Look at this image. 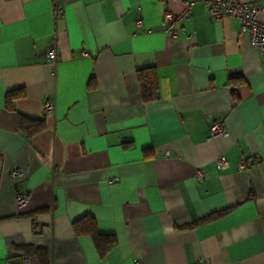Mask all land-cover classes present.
Segmentation results:
<instances>
[{
  "label": "crops",
  "instance_id": "0c3cea01",
  "mask_svg": "<svg viewBox=\"0 0 264 264\" xmlns=\"http://www.w3.org/2000/svg\"><path fill=\"white\" fill-rule=\"evenodd\" d=\"M237 1L257 3L264 22V0ZM208 4L0 0V264H264V54ZM145 67L158 79L151 101ZM20 114L43 128L28 135ZM213 120L225 136H211ZM15 190L28 196L20 210ZM82 217L113 238L104 254L75 232Z\"/></svg>",
  "mask_w": 264,
  "mask_h": 264
},
{
  "label": "built area",
  "instance_id": "2783aa9c",
  "mask_svg": "<svg viewBox=\"0 0 264 264\" xmlns=\"http://www.w3.org/2000/svg\"><path fill=\"white\" fill-rule=\"evenodd\" d=\"M260 7L257 3L242 2L237 0H209L208 14L212 20H220L226 16H235L239 19V31L246 33L249 36L251 44L258 48L259 51L264 54V22L258 18ZM189 11H184L178 16V19H183L188 15ZM171 19L170 14H165V22ZM136 25L141 24V20L135 21ZM167 32L171 38H175L178 34L176 28L169 27ZM85 56L89 55V51H84ZM45 55L47 58H51L53 61L57 59V51L55 47L47 49ZM43 114H51L53 112V103L45 102L41 106ZM209 130L211 136H225L227 134L226 129L223 127L219 120H213L209 124ZM258 161L257 156H249L241 158L236 162V168L239 171H244L251 167L255 162ZM215 163L218 167L223 166L227 163V160L223 156H219ZM23 171L21 168H13L11 170V177L16 181L23 178ZM197 177H201L200 170H197ZM28 202V196L25 192L15 190V206L18 210L23 208ZM25 264V263H23ZM133 264H140L138 260H133Z\"/></svg>",
  "mask_w": 264,
  "mask_h": 264
},
{
  "label": "trees",
  "instance_id": "16d2710c",
  "mask_svg": "<svg viewBox=\"0 0 264 264\" xmlns=\"http://www.w3.org/2000/svg\"><path fill=\"white\" fill-rule=\"evenodd\" d=\"M139 90L141 97L144 101H151L157 98L158 90V79L156 72L153 67H145L137 70L136 73ZM238 81H241L238 79ZM90 86V85H89ZM233 92V91H232ZM23 95L22 89H15L8 91L4 97L5 107L7 109H13V101L17 97ZM44 121L42 118H30L28 116L19 115V127L24 130L28 135L39 131L43 128ZM228 209L219 210L203 216L190 224L188 226H193L223 215ZM73 228L77 233H87L90 234L96 242L97 248L101 254H104L112 245L113 238L108 235L99 234L96 231L94 220L90 217H82L73 222Z\"/></svg>",
  "mask_w": 264,
  "mask_h": 264
}]
</instances>
